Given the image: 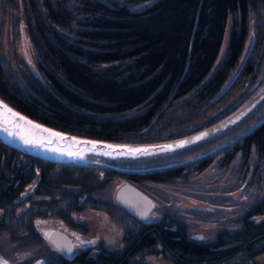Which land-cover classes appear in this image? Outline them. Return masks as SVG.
Masks as SVG:
<instances>
[{
    "label": "trees",
    "instance_id": "16d2710c",
    "mask_svg": "<svg viewBox=\"0 0 264 264\" xmlns=\"http://www.w3.org/2000/svg\"><path fill=\"white\" fill-rule=\"evenodd\" d=\"M27 1L37 74L21 79L0 56V98L62 131L122 142L175 138L226 117L264 83V0ZM14 2L0 0V9L11 10ZM249 11L255 18L253 38L232 74L242 54ZM228 17L224 55L212 69ZM263 110L264 98L216 136L146 160H174L226 142L210 153L138 172L57 163L0 141V239L21 242V224L26 219L30 225L34 216L56 215L72 226L76 222L70 210L90 206L122 225V245L89 252L90 245L83 244L72 257L56 251L44 264H148L143 258L147 253L174 264H258L254 257L264 252V191L239 216L237 227L218 229L209 240L188 235L186 223L166 212L145 221L119 203L92 197L99 196L113 173L133 181L168 182L182 175L185 166L201 170L216 156L222 166L237 153L246 161L251 146L257 164L264 166V119L255 123ZM36 169L35 193L43 197L16 212L18 196ZM94 169L106 171L108 178L97 179ZM22 250V260L1 249L0 256L10 257L7 264L32 261L31 248Z\"/></svg>",
    "mask_w": 264,
    "mask_h": 264
},
{
    "label": "rangeland",
    "instance_id": "374dc122",
    "mask_svg": "<svg viewBox=\"0 0 264 264\" xmlns=\"http://www.w3.org/2000/svg\"><path fill=\"white\" fill-rule=\"evenodd\" d=\"M27 4V0H15L13 9H5L4 12L3 9H0V56L4 58L9 69H11V73L21 79H25L30 72L37 74V53L29 33V28L33 27V22L26 8ZM247 15V33L242 54L232 74L240 65L253 38L255 18L252 11H249ZM229 29L230 18L228 17L217 59L212 69L218 65L224 55ZM261 113L262 111H260ZM258 115H252L255 116L253 119H258ZM215 145L217 144H213L211 147ZM195 153L185 154L184 157ZM157 156L160 155L146 158ZM256 158V151L251 146L246 161L241 160L240 155L237 153L227 165L222 166L220 164L221 160L216 156L201 170H197L195 164L185 166L182 175L168 182L148 179L133 181L124 175L116 173L110 175L109 173L110 177L104 185L103 191L99 196L92 198L115 202L117 188L125 182L130 183L152 199L153 206L150 208V212L154 216L153 219L160 218L166 212L186 223L188 235H198L205 240H209L218 229L237 227L239 216L257 201L264 191V166L257 164L259 162ZM140 160H142L140 166L161 165L166 162L157 160L154 163L144 158ZM94 170L97 179L101 177L108 178L106 171ZM36 183L37 169L35 175L23 186L22 193L26 192L27 194L24 197H22L23 195L18 196L15 211L23 210L31 200H40L43 197L41 193H35ZM65 188L74 190L77 187L66 185ZM53 196L56 197L54 194ZM49 198L48 195L46 199ZM69 216L71 220L76 222H72V226L56 215L34 216L30 221V225L25 219L24 224H21L23 225L21 232L25 233L21 239L22 241L12 242L9 241L11 238L4 236L0 239V249L2 252L17 256L16 259L18 260L23 258L25 252L22 250L23 248H31L32 257L30 259L33 258V261L42 260L45 262L46 259H53L56 254L55 248L41 233L42 228H48L49 226L60 228L65 233L71 231L76 234L81 241L76 250L80 248L82 242L85 245H90L89 252H94L102 247L114 249L122 245L123 227L106 211L86 206L79 210H70ZM27 238L31 243H27ZM91 241H94V243H88ZM9 258L6 255H1L0 262L7 259L12 262ZM143 258L148 264H174L157 253L144 254ZM254 260L258 264H264V252L257 254Z\"/></svg>",
    "mask_w": 264,
    "mask_h": 264
},
{
    "label": "water",
    "instance_id": "95a60500",
    "mask_svg": "<svg viewBox=\"0 0 264 264\" xmlns=\"http://www.w3.org/2000/svg\"><path fill=\"white\" fill-rule=\"evenodd\" d=\"M263 98L264 83L242 105H240L226 117L220 119L218 122L182 136L151 142L109 141L75 135L33 119L0 98V102L6 104L14 112L25 117L27 120L32 121L34 124L40 125L42 129H49L51 132L60 133L61 136L64 137V139L53 138V142L48 144L47 140L49 139V134L47 132L36 131V143L25 144L18 135L9 136L7 132L3 131L5 126V117L4 115H0V141L26 154L57 163H72L78 165L99 164L125 173L133 172L134 169L136 171H140L149 168H159L198 158L202 155H205L206 153L214 151L218 147L225 145L226 142L219 143L195 154H191L180 159L178 158L177 160L164 162L161 165L155 164L150 166H127L119 164L117 161L146 158L153 155L162 156L208 139L239 121L242 117L248 114V112H250ZM2 112L3 109L0 108V113ZM9 119L11 118L9 117ZM262 119H264V115L255 123H258ZM7 126L13 132L20 131L19 129L14 128L11 123H8ZM196 137L202 138L196 140ZM41 140L45 141V143L41 144ZM180 142L186 143H184L183 146L178 147L177 145L180 144ZM109 145L112 147H108ZM51 149H55V151H52ZM125 149H147V152L132 153L125 151ZM69 153H73V155H70ZM103 153H110V155H104ZM115 200L118 203L124 205L128 211L144 220H150L152 218V213H150L149 210L153 205V201L146 194L130 183H123L117 188L115 192ZM141 213H146V216H142ZM41 232L55 248L56 243L64 246L59 250L61 253L70 255L71 252L67 251V247H73L74 241H72L68 235L62 231H58L57 233L53 232L51 228H42Z\"/></svg>",
    "mask_w": 264,
    "mask_h": 264
},
{
    "label": "snow or ice",
    "instance_id": "6c2138e0",
    "mask_svg": "<svg viewBox=\"0 0 264 264\" xmlns=\"http://www.w3.org/2000/svg\"><path fill=\"white\" fill-rule=\"evenodd\" d=\"M0 108L3 109V112L0 113V115H4V117H5V126L3 128V131L7 132L9 136L18 135L20 137V139H22L25 144L36 143V137H35L36 131L47 132L49 134V139L47 140L48 144H51L53 142V138L64 139V137H62L60 133L51 132V130H49V129H42L40 127V125L34 124L32 121L27 120L25 117L14 112L6 104H3V102H0ZM9 117L11 119H9ZM8 123H11L14 128L19 129L20 131H18V132L11 131L7 126ZM201 138L202 137H196L195 139L199 140ZM40 143L43 144V143H45V141L41 140ZM184 143H186V142H180V144H178L177 146L181 147V146H183ZM108 147H112V146L109 145ZM167 147H170V146H167ZM51 150L55 151V149H51ZM125 151L132 152V153H142V152H147V149H131V150L125 149ZM69 154L73 155V153H69ZM103 154L104 155H110V153H103ZM120 154H123V153H120ZM141 215L146 216V213H141ZM198 238L203 239V237H198ZM88 243H94V241H91ZM62 247H64V246L56 243L57 250H60ZM67 251L71 252L72 247L68 246ZM0 264H6V261L0 262Z\"/></svg>",
    "mask_w": 264,
    "mask_h": 264
},
{
    "label": "flooded vegetation",
    "instance_id": "af4514ba",
    "mask_svg": "<svg viewBox=\"0 0 264 264\" xmlns=\"http://www.w3.org/2000/svg\"><path fill=\"white\" fill-rule=\"evenodd\" d=\"M22 195H23V193H22ZM40 218V217H39ZM38 218V219H39ZM48 228H51L52 230H53V232H58V231H62L60 228H57V227H52V226H49ZM64 232V231H63ZM65 233V232H64ZM66 235H68L70 238H71V240H73L74 241V243H73V251H72V253H71V257L75 254V250H76V248L77 247H79V245H80V243H81V241H80V238L76 235V234H73L71 231H68V232H66L65 233ZM83 245V244H82ZM85 245V244H84ZM46 261V260H45ZM26 264H44L43 262H42V260H38V262L37 261H30V262H28V263H26Z\"/></svg>",
    "mask_w": 264,
    "mask_h": 264
},
{
    "label": "bare ground",
    "instance_id": "6f19581e",
    "mask_svg": "<svg viewBox=\"0 0 264 264\" xmlns=\"http://www.w3.org/2000/svg\"><path fill=\"white\" fill-rule=\"evenodd\" d=\"M235 125H236V124H235ZM235 125H234V126H235Z\"/></svg>",
    "mask_w": 264,
    "mask_h": 264
}]
</instances>
